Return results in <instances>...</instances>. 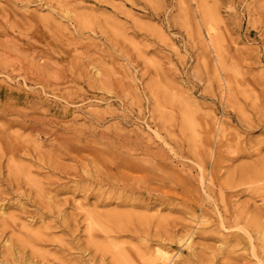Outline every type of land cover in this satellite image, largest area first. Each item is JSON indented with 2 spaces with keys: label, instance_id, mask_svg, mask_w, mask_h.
Instances as JSON below:
<instances>
[{
  "label": "rangeland",
  "instance_id": "374dc122",
  "mask_svg": "<svg viewBox=\"0 0 264 264\" xmlns=\"http://www.w3.org/2000/svg\"><path fill=\"white\" fill-rule=\"evenodd\" d=\"M254 221L264 0H0V264H264Z\"/></svg>",
  "mask_w": 264,
  "mask_h": 264
},
{
  "label": "bare ground",
  "instance_id": "6f19581e",
  "mask_svg": "<svg viewBox=\"0 0 264 264\" xmlns=\"http://www.w3.org/2000/svg\"><path fill=\"white\" fill-rule=\"evenodd\" d=\"M25 8H29L28 5L25 6ZM210 37V34H209ZM165 97H160L159 101L161 104L165 102ZM162 107V106H161ZM218 123L214 120H210L208 124H206V132L208 135V143L211 146V153L214 150V144L217 143L220 135ZM158 136V134H157ZM216 150L222 152V146L216 147ZM237 150H240L238 147ZM235 153V152H233ZM208 221L206 220V223ZM199 225H202L204 222H197ZM219 228V227H218ZM223 227L219 228V231L222 232L224 235V232L222 231ZM238 230H241L242 233L239 234L242 238H244L245 235L247 236H253L256 235L258 237L259 243L261 244L262 249L264 250V223L260 221H254L251 224V230L243 229L242 227H237ZM244 235V236H243ZM229 234H226L221 241V245L218 248V253H214L213 257L216 259L219 256V252L223 251L225 248H227V244L229 241L227 240V237ZM182 248L179 251H173L171 253L162 251L159 247H155L152 252L157 255V257H153L150 261V264H181L184 263V259L187 258V261H192L195 257L196 249H195V243H194V233L191 232L186 239L182 240ZM188 253L185 255V253ZM187 256V257H186Z\"/></svg>",
  "mask_w": 264,
  "mask_h": 264
}]
</instances>
